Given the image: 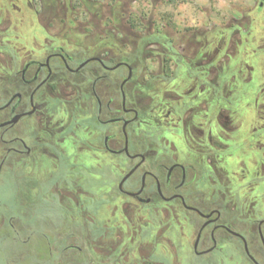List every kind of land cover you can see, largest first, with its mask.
<instances>
[{
    "label": "flooded vegetation",
    "instance_id": "obj_1",
    "mask_svg": "<svg viewBox=\"0 0 264 264\" xmlns=\"http://www.w3.org/2000/svg\"><path fill=\"white\" fill-rule=\"evenodd\" d=\"M221 1L0 0L4 238L39 209L38 264H264V0Z\"/></svg>",
    "mask_w": 264,
    "mask_h": 264
},
{
    "label": "rangeland",
    "instance_id": "obj_2",
    "mask_svg": "<svg viewBox=\"0 0 264 264\" xmlns=\"http://www.w3.org/2000/svg\"><path fill=\"white\" fill-rule=\"evenodd\" d=\"M237 2L239 0H230L229 2L221 1L220 5H224L226 8L227 6L234 7L237 5ZM162 11L164 13H161V15L166 17V19L174 20L176 23L178 21V0H166L165 7ZM183 12L185 15H189L186 14V10ZM176 26L178 25L172 24V27ZM14 189V183L7 180L0 189V201L11 204L15 195ZM15 211V208L12 207V209L7 210V213L13 214ZM52 213L44 214L39 209H36L33 217H27L24 220H27L29 226L35 230L30 243L26 245L14 238H8L7 236L4 238L5 231L0 229V264H38V261L44 256L41 250L44 239L39 231L51 230L53 226L60 222V219ZM23 233L27 235V230H23Z\"/></svg>",
    "mask_w": 264,
    "mask_h": 264
}]
</instances>
